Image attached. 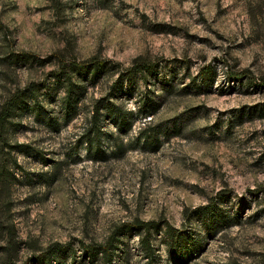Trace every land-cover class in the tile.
I'll use <instances>...</instances> for the list:
<instances>
[{"label": "rangeland", "instance_id": "374dc122", "mask_svg": "<svg viewBox=\"0 0 264 264\" xmlns=\"http://www.w3.org/2000/svg\"><path fill=\"white\" fill-rule=\"evenodd\" d=\"M137 57L148 67L127 75ZM95 60L93 81L72 72L83 88L66 108L56 72ZM17 90L0 132V264H39L55 242L71 249L50 264H90L82 246L112 236L108 264H147L148 221L154 264H264V0H0V108ZM107 95L94 159L84 135ZM148 123L166 133L141 136Z\"/></svg>", "mask_w": 264, "mask_h": 264}, {"label": "trees", "instance_id": "16d2710c", "mask_svg": "<svg viewBox=\"0 0 264 264\" xmlns=\"http://www.w3.org/2000/svg\"><path fill=\"white\" fill-rule=\"evenodd\" d=\"M97 61L98 60H95L93 63H89V64L84 62L81 65L71 62L68 66L66 65V63H63L60 69L58 70V72H56L59 75V77L60 76L63 77L62 79L63 90L65 93L64 103L66 108L73 107L75 103H77L79 99V95L82 92L81 88H83V85L78 84V81L72 78V72L76 70L77 73H79L81 68L87 67L89 72V77L92 80L98 74L100 68L105 65V63L103 62H97ZM146 67H148L146 63L141 61L140 57H137L133 60L132 64L127 67L126 74L133 75L138 72L140 74H143L142 71L146 69ZM121 79L122 77L121 75H119L118 78L114 80L115 84H117V82L120 81ZM112 87H114V85ZM27 90L30 91L31 89H27ZM25 91L26 90L24 91L17 90L10 98V101L8 102L9 104L6 103L0 108V132L3 130L5 122L8 119V116L12 110V106H18L20 102L23 101L24 98L23 95L25 94L24 93ZM111 92L113 91L111 90ZM106 99L107 101L105 100V103L101 102L103 100L102 97H99L94 101L92 105V113L89 120V126L84 135L86 148L90 153V156L94 159L104 157V151L99 150V147H97V145L96 147L93 146L94 144H97V142L100 139L101 129L99 128V116L102 113L100 111L101 106L109 110L113 106V103L108 100V95L106 96ZM151 102H152L151 100L143 101L141 109L143 110L142 112L144 116L150 115L153 112L154 107ZM114 113L119 114V111H114ZM158 126H160V124L148 123L144 125L143 128L140 130V135L144 136L145 138L157 139L161 133H166V130L164 129L161 128L157 130L154 129V127H158ZM93 151L94 153H92ZM97 151H100V153H96ZM199 213L201 215H210L212 221L221 219L220 214L212 204H207L202 206L201 211ZM152 228L154 230H157L160 227L158 223H154L153 221L142 223L136 227V231L140 237L141 249L143 255L146 257L147 264H154V249L150 241V232H151L150 229ZM116 238L117 237L112 236L111 241H109L107 245H94V244L83 245L82 256L88 263L94 264L95 259L98 258V255L100 254L102 255V259L105 261V263L107 264L111 263L112 256L115 253L114 247L112 246L113 243L112 241ZM190 248H192V250L194 251L197 250L198 242L195 239L192 240ZM70 249L71 247L68 244L66 245L59 242H55L49 245V248L46 249L44 253L41 254L39 253L35 255L34 260L39 264H50L51 258L56 251L67 252ZM71 264H76L74 259L71 262ZM78 264H81V262H79Z\"/></svg>", "mask_w": 264, "mask_h": 264}]
</instances>
